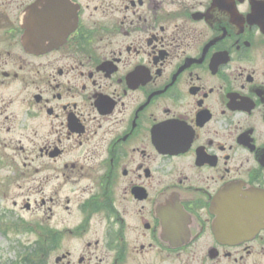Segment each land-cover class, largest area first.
Masks as SVG:
<instances>
[{
    "label": "flooded vegetation",
    "instance_id": "1",
    "mask_svg": "<svg viewBox=\"0 0 264 264\" xmlns=\"http://www.w3.org/2000/svg\"><path fill=\"white\" fill-rule=\"evenodd\" d=\"M1 134L27 264H264V0H0Z\"/></svg>",
    "mask_w": 264,
    "mask_h": 264
},
{
    "label": "rangeland",
    "instance_id": "2",
    "mask_svg": "<svg viewBox=\"0 0 264 264\" xmlns=\"http://www.w3.org/2000/svg\"><path fill=\"white\" fill-rule=\"evenodd\" d=\"M3 136L1 134L0 158L8 161L17 151L15 145H9L8 139ZM32 184L31 178L21 179L14 175L8 162L7 166L0 165V264H21V260L28 254L23 247H31L33 241L34 232L28 229L44 218L42 210L27 212L20 208L21 199L26 196ZM13 202H16V206H13ZM20 220L24 221L23 225Z\"/></svg>",
    "mask_w": 264,
    "mask_h": 264
},
{
    "label": "trees",
    "instance_id": "3",
    "mask_svg": "<svg viewBox=\"0 0 264 264\" xmlns=\"http://www.w3.org/2000/svg\"><path fill=\"white\" fill-rule=\"evenodd\" d=\"M22 262H23L22 264H27L28 261L26 259H23Z\"/></svg>",
    "mask_w": 264,
    "mask_h": 264
}]
</instances>
